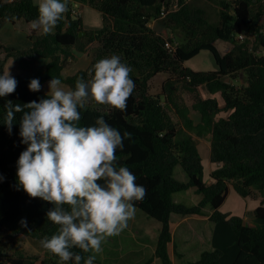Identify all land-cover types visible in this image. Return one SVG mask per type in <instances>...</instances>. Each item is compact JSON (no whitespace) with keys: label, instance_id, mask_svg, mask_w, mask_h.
Wrapping results in <instances>:
<instances>
[{"label":"trees","instance_id":"obj_1","mask_svg":"<svg viewBox=\"0 0 264 264\" xmlns=\"http://www.w3.org/2000/svg\"><path fill=\"white\" fill-rule=\"evenodd\" d=\"M174 1L69 0L72 5L52 33L29 32L31 46H11L0 38V75L6 58L48 59L35 73L14 75V93L0 97L1 232L37 240L58 232V226L46 216L53 205L17 189L16 162L27 146L19 136L23 112L14 113L11 133L4 123L7 101L23 106L48 98L43 85L53 77L75 90L77 79H91L89 70L98 60L115 54L132 69L129 75L135 88L127 100V110L89 101L79 109L81 120L77 123L90 126L103 116L121 133L131 134L123 150H117V164L129 168L136 182L147 188L145 198L135 206L160 222L155 257L162 264H173L168 252L173 239L171 213L201 214L209 205L213 209L212 249L186 264H264V0H218L215 21L207 9L189 0H178L176 9L172 8ZM75 2L98 10L102 26L85 29L81 16L71 12ZM163 6L168 11L161 16ZM37 16L34 0H0V28L6 22H30ZM155 21L173 33L178 43L157 30ZM83 30L85 34L79 35ZM219 40L228 42L225 52L218 48ZM75 50L88 54L91 61L86 68L64 77L62 71L75 60ZM202 50L213 54L217 69L195 70L185 65ZM160 72L168 76L160 91L153 92L152 80ZM34 78L40 81L39 92L28 88ZM202 87L206 94H202ZM193 110L199 114L198 122L192 117ZM205 135L210 138L209 161L215 166L210 184L204 179L205 163L196 141V136ZM177 165L186 174V181L175 177ZM193 187L202 195L198 203L174 200V193ZM230 189L243 199L254 191L261 193L252 220L221 210ZM73 251L84 259L92 255L78 248ZM0 264L74 261L62 262L48 250L41 258L21 251L7 254L0 247Z\"/></svg>","mask_w":264,"mask_h":264},{"label":"clouds","instance_id":"obj_2","mask_svg":"<svg viewBox=\"0 0 264 264\" xmlns=\"http://www.w3.org/2000/svg\"><path fill=\"white\" fill-rule=\"evenodd\" d=\"M68 2L37 0L38 16L30 21L31 28L45 35L52 33L68 12ZM9 67L0 75V97L14 93L17 87ZM131 71L114 54L91 67L90 80L77 79L75 90L66 91L61 80L53 77L48 82V98L23 106L9 100L5 105L3 120L9 133L14 113L23 112L19 136L27 147L16 162L17 189L53 205L46 216L58 226V232L39 243L62 262L81 264L83 259L84 264H93L102 243L128 228L135 218L136 202L147 194L136 175L117 164V150H123L131 134L121 133L103 116L90 126L77 123L79 109L89 101L126 111L135 88ZM28 88L39 92L40 81L32 79ZM74 248L93 254L84 259Z\"/></svg>","mask_w":264,"mask_h":264},{"label":"rangeland","instance_id":"obj_3","mask_svg":"<svg viewBox=\"0 0 264 264\" xmlns=\"http://www.w3.org/2000/svg\"><path fill=\"white\" fill-rule=\"evenodd\" d=\"M190 3H195L196 5L201 6L202 8L207 9L210 19L216 20L217 19V10H218V0H189ZM217 5V6H216ZM22 20L24 23H26L25 20ZM18 21V20H17ZM16 21V22H17ZM15 22V23H16ZM154 27L159 30L166 32V34L174 39V44L178 43V39L175 38V35L168 30L162 29V25L158 22L153 23ZM9 24L3 27L0 38L1 40H8L9 35L11 31L9 30ZM2 28V27H1ZM0 28V29H1ZM19 29V28H18ZM19 29V33H20ZM30 32V31H29ZM85 34V33H84ZM218 48L225 52L228 47V42L219 40L217 43ZM93 50V48H92ZM76 51V50H75ZM91 52V49H90ZM86 54V53H85ZM88 55V54H87ZM89 56V55H88ZM90 57V56H89ZM33 59V58H32ZM22 61H28L29 58H21V59H14V58H6L5 59V70L9 67V71L11 76H14L16 74L20 75H27V73H23L24 63L20 62ZM91 60V58H90ZM76 60H72V62H69L66 66L69 68L71 63H74ZM29 63V62H27ZM78 65H80V62H78ZM84 65V64H83ZM185 65L195 69V70H214L217 69V64L215 61V58L213 54L209 50H202L199 54L195 55L194 57L188 59L185 61ZM29 70L33 69H27V72ZM36 70V71H35ZM39 70L34 69V73ZM167 74L164 72L158 73L152 80V91H160V86L167 78ZM241 79L244 78V75H240ZM65 77V76H64ZM50 80L46 81L49 82ZM45 82V83H46ZM43 85V90L48 93L49 86L48 84ZM61 86L67 91L72 90L70 85L67 84L65 81H61ZM206 91V90H205ZM203 94V92H202ZM206 94V92H205ZM194 111V116L199 117V114L197 111ZM198 119V118H197ZM196 141L198 143L199 149L201 151V154L203 156V159L205 160L206 169H208V156L210 153V138L208 135H205L204 137H197ZM175 177L179 180L186 181L187 176L182 170L180 165H177L175 168ZM195 188H189L187 190H182L174 193V197L180 202H183L188 205H193L198 202V200L202 197V195L198 192L194 191ZM261 193L258 191H254V193L243 199L240 196H238L235 191L230 189L229 194L227 195L226 200L223 202L221 206V210L225 212H230L234 215H242L244 216V219L246 220H252L253 219V209L258 204L257 200L261 199ZM200 201V200H199ZM136 207V206H135ZM134 224V231L139 230L141 232L140 236H135L133 234V231H130L128 229H125L122 231L121 235H116L113 237H108L103 243H102V251L98 254H95L96 258L93 262V264H131L135 260L138 261L137 256L138 255H144L143 252H147L148 254V247H144L143 243H140V240L142 242H150L155 239L157 227L159 228L160 232V222L153 218L152 216L148 215L146 212H144L142 209L136 207V214L135 218L130 220ZM190 220L189 222H191ZM202 229V228H199ZM189 233L193 232L192 228H186L184 227V230ZM196 230V229H195ZM200 233V231H198ZM142 235V236H141ZM159 235V233H158ZM40 240L29 238L22 234H11L7 232H1L0 231V247L1 249L7 253H13L14 251H21L23 254H30V255H38L39 257H44L47 250L43 249L40 246L39 243ZM174 243V241H173ZM176 247L178 248L180 246V238L178 235L176 236ZM182 244V243H181ZM183 245V244H182ZM184 250L188 249L186 246H182ZM172 253V252H171ZM93 254V253H92ZM124 255L123 257H121ZM193 255H187L189 259L186 260V262H189L193 257H190ZM186 257V258H187ZM200 256H196V258H199ZM185 258V259H186ZM194 260V259H193Z\"/></svg>","mask_w":264,"mask_h":264},{"label":"crops","instance_id":"obj_4","mask_svg":"<svg viewBox=\"0 0 264 264\" xmlns=\"http://www.w3.org/2000/svg\"><path fill=\"white\" fill-rule=\"evenodd\" d=\"M34 1L37 3V0H34ZM68 5H72V4L68 2ZM79 9L81 13L83 26L85 29H95V28H99L102 26V15L98 10H96L95 8L89 5H85V4L80 5ZM7 24H9L10 26L9 30L10 31L12 30V31L9 35L8 40H3L5 43L11 46L19 47V48H26V47L31 46L32 41L30 40L28 36L29 31L32 30L30 26V22L24 23L22 20H18L16 23L6 22L0 29V33L3 27L6 26ZM18 28L21 31L20 33H19ZM74 54L76 55V58H75L76 61L74 63H71L69 68L65 67L63 69L62 71L63 76L71 75L75 73L78 69L86 68L91 61L90 57L85 53L74 51ZM47 61L48 59L40 58V57L33 58L28 61L20 60V62H23V63L25 62L23 73L25 72L27 73V75L34 73V69L41 70ZM78 62H80V65H78ZM27 69H33V71L29 70V72H27ZM45 84H48V82H46ZM201 91L203 93L206 92L204 87L201 88ZM192 117L195 120V122L199 121V117L194 116V111H192ZM207 159H208L209 165H208V169L205 171L204 179L207 184H210L212 182V179L210 178V173H211V170L215 168V166L212 165V163L209 161V156ZM205 169H206V165H205ZM173 198L175 201H178L176 197H174V195H173ZM212 212H213V209L209 205H207L204 207L203 212L201 214H185L184 215V214H179V213H171L170 230H171L173 239L171 242L168 243V252H169V255L171 257L173 264L188 263L186 262V260L189 259L187 255H193V256H190V257H193L190 261H195L199 259V258H196V256H201V253L204 250L212 249L211 238H212L213 222L210 220V215L212 214ZM241 216H243V214ZM190 220L192 221L189 222ZM184 227L185 229L187 227L192 228L193 232L189 233V231L188 232H186V230L183 231ZM199 228H202V229H199ZM127 229L130 231H133V234L135 236H140L141 234L139 230L134 231V224L131 221H129V226ZM198 231H200V233ZM156 233L157 234L153 241L142 242V240H140V243H143L144 247H148L149 249L148 254L147 252H143L144 255H138L137 256L138 261L135 260L131 264H162L159 258L155 257L154 255L156 244H157V239H158V233H159L158 227H157ZM121 234L122 232L119 235ZM177 235L180 238V246L178 248L176 247V244H175ZM181 243L184 246H186L188 249L184 250L183 248H181L183 246ZM123 256L124 255H122L121 257Z\"/></svg>","mask_w":264,"mask_h":264},{"label":"built area","instance_id":"obj_5","mask_svg":"<svg viewBox=\"0 0 264 264\" xmlns=\"http://www.w3.org/2000/svg\"><path fill=\"white\" fill-rule=\"evenodd\" d=\"M79 3L75 2L72 6L71 12L75 15V16H81L80 13V9H79ZM179 6L178 0H175L172 4V8H177ZM167 9L165 8V6L162 7V11H161V16H164L167 13ZM240 37L242 38L243 35L241 34ZM174 47V44H169V48L172 49ZM262 52L264 53V49H262Z\"/></svg>","mask_w":264,"mask_h":264},{"label":"water","instance_id":"obj_6","mask_svg":"<svg viewBox=\"0 0 264 264\" xmlns=\"http://www.w3.org/2000/svg\"><path fill=\"white\" fill-rule=\"evenodd\" d=\"M85 32H86L85 30L80 31L79 35H82V34H84Z\"/></svg>","mask_w":264,"mask_h":264}]
</instances>
